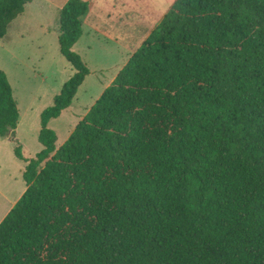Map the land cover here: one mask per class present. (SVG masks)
Instances as JSON below:
<instances>
[{
  "label": "trees",
  "instance_id": "obj_1",
  "mask_svg": "<svg viewBox=\"0 0 264 264\" xmlns=\"http://www.w3.org/2000/svg\"><path fill=\"white\" fill-rule=\"evenodd\" d=\"M31 1L0 0V37ZM89 3L59 9L74 72L40 114L0 264H264V0H175L57 146ZM18 119L0 69V138Z\"/></svg>",
  "mask_w": 264,
  "mask_h": 264
},
{
  "label": "rangeland",
  "instance_id": "obj_2",
  "mask_svg": "<svg viewBox=\"0 0 264 264\" xmlns=\"http://www.w3.org/2000/svg\"><path fill=\"white\" fill-rule=\"evenodd\" d=\"M67 0H32L0 37V69L9 80L19 109L13 134L0 138V220L25 188L26 160L42 148L40 114L74 72L58 45L59 9ZM175 0H89L76 51L89 68L72 99L48 127L60 145L113 79V73L157 25ZM47 2L52 3L48 5ZM90 41L87 47L86 41ZM18 148L22 158L15 154Z\"/></svg>",
  "mask_w": 264,
  "mask_h": 264
},
{
  "label": "crops",
  "instance_id": "obj_3",
  "mask_svg": "<svg viewBox=\"0 0 264 264\" xmlns=\"http://www.w3.org/2000/svg\"><path fill=\"white\" fill-rule=\"evenodd\" d=\"M47 3H48V5H51V4H52V3H50V2H47ZM23 12H24V11H23ZM82 30H83V29H82ZM90 30H93V28H90ZM90 30H89L90 33H88V32L85 33V31H83V32H82V35L90 34V36L92 37V36H93L92 33H93L94 31H90ZM149 32H150V31H149ZM149 32H148V33H149ZM82 35H81V36H82ZM81 36H80V37H81ZM146 36H147V35H146ZM79 39H80V38H79ZM79 39H78V40H79ZM78 40H77L76 43L73 45V49H74V50L76 49V44L78 43ZM89 42H90L89 40L86 41V43H84V45L87 44V47H88V46H89L88 44H90ZM76 51H79V50H76ZM123 65H124V64H123ZM123 65H121L120 67H118V69L113 73V74H114V75H113V78H114V76L117 74L118 70H119ZM57 146H58V145H57Z\"/></svg>",
  "mask_w": 264,
  "mask_h": 264
}]
</instances>
